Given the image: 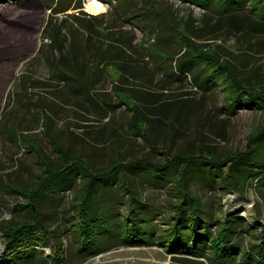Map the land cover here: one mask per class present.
<instances>
[{"label":"rangeland","instance_id":"obj_1","mask_svg":"<svg viewBox=\"0 0 264 264\" xmlns=\"http://www.w3.org/2000/svg\"><path fill=\"white\" fill-rule=\"evenodd\" d=\"M90 1L23 0L20 4L1 5L0 264H54L50 259L55 240L63 248V261L57 260L55 264H209L207 258L171 253L165 246L152 245L154 240L142 235L133 241L139 245H127L128 239L136 234L130 196L119 190L118 185L99 182L95 186L103 191L95 190L89 197L79 200L84 178L77 171L68 175L76 178L74 185L70 187L72 179H69L70 183L57 185L38 201L43 221L50 229L46 243L40 238L34 242V247L13 256L7 254L5 227L29 220L30 195L45 174L44 158L56 168L62 166L61 155L50 137L72 155L82 156L81 160L86 159L99 169L141 159L165 163L162 152L188 153L197 151L196 146L207 147L219 156L236 155L246 150L249 139L264 126V110L242 108L235 113L229 112L225 107L229 91L220 84L206 81V74L203 76L205 82L198 85L193 75L178 70L176 59L182 50L176 40L163 46L171 54L163 50L164 53L152 52L156 34L142 27L145 20L129 12L136 13V6L139 10L143 3L154 0H134L127 5L129 7L116 1L99 0L105 10L97 13L89 9ZM159 1L161 9L169 16L183 22L190 20L195 27L199 26L198 34L203 33V29L199 30L206 20L210 23L217 20L214 11L189 2ZM56 3L71 8L57 13L49 8ZM79 5L83 7L76 8ZM78 17L92 20L99 30L94 33L96 40L103 44L98 58L105 55V48L114 41L110 32L132 41V47L128 43L124 45L134 55L139 73L133 75L118 69L114 62L122 59L109 52L106 53L107 62L102 65L100 61L101 68L96 70L93 66L87 70L89 81L82 87V93L75 89V84H79L76 79L82 76L80 66L94 61L87 48L85 32L88 30ZM48 19L52 21L46 26ZM69 28H75V32L71 34ZM55 34L59 36L58 41L54 40ZM217 35L219 39L204 40L201 44L216 52L221 60L234 63L243 79H264V33L236 32L225 25ZM205 36L211 37L212 32ZM64 75L68 80L62 78ZM137 88L144 91H134L137 105L152 117L157 115L147 109L154 104L147 92H163V100L181 98L190 102L181 119L175 113L167 118L162 116V121L156 119L149 125L140 121L141 136L130 127L134 99L126 92ZM44 111L51 116L50 136L45 132L47 117ZM256 146L255 151L259 148L258 141ZM248 159L240 170L252 167L254 160ZM201 167L190 165L186 190L198 198V209L203 210H198L200 215L215 232L225 224L235 229L237 264H258L257 255L264 251V183L251 180L245 187L234 190L223 185L215 171ZM127 172L132 189L150 206V212L158 213L154 220L158 227L166 228L173 223V216L181 207H188L191 213V197H185L174 178L157 176L144 165L131 167ZM85 202H88L85 210L89 214L81 222L79 204ZM121 219L117 238L113 236L118 230L115 220ZM88 222L96 225L95 232L88 231L92 227ZM81 229L85 232L79 237L77 230Z\"/></svg>","mask_w":264,"mask_h":264},{"label":"trees","instance_id":"obj_2","mask_svg":"<svg viewBox=\"0 0 264 264\" xmlns=\"http://www.w3.org/2000/svg\"><path fill=\"white\" fill-rule=\"evenodd\" d=\"M103 1L107 3H113L116 1L126 7H129L127 5L134 2V0ZM182 1L201 6L205 10L210 9L212 12L214 11L217 13L216 22L210 23L206 20L203 23V26H200L199 30L202 31L203 29V33L198 34L196 31L199 26L195 27L194 24L190 23V20L183 22L181 19H175L174 16H169L161 9V3H159V0H154L153 2L146 4L143 3L139 10L136 6V13L131 11L129 12V15L132 16L133 14L134 17L140 16L139 19L145 20V25L142 27L145 28V30L147 29L156 34V40L152 43V52H165L168 54L169 52L165 51L163 46H165V44L168 45V43L173 40L179 42L182 51L178 53V58L176 59V67L178 70L184 72L186 75H193L195 82L198 85L205 82L203 80V76L206 74L208 77L206 81H212L220 84L224 90L229 91V96L227 98L229 101L225 106L229 112L235 113L242 108L264 110V79L261 81L258 79L254 81L243 79L239 75L238 72L240 71L234 63L221 60L216 52L211 49H206V46L201 44V41L204 40L219 39L217 32H219L220 29H223L225 25H229L236 32L247 33L254 31L257 33H264V0H249L250 6L247 5L248 0ZM10 2L20 4L23 0H0V19H2L3 16L1 5ZM59 5V3H56L55 6L51 4L49 5V8L55 10L57 13L66 12L71 8V6L61 7ZM81 7H83V5L76 6V8ZM94 17L96 18V16ZM78 18L79 21L84 23L83 25H85L88 30L85 32L88 40L87 48L90 54L94 56V61L92 64H89L88 61H86L82 66H80V69H82V76H79L78 79L75 78L76 81H79V84H75V89L78 88L79 92L82 93V87L86 85L87 81H89L90 75L87 74V70L89 69L90 71L93 66H95L96 70L101 68V62L102 65L107 62V57L109 56H107L108 54L106 53L109 52H112L111 55L116 56L118 59H122L121 62H114L118 69H122L128 73L130 72L133 75L139 73L133 61L134 55L124 45V43H128L129 47H132V41H127L121 38L120 34L116 32H110L109 35H113L112 38L114 41L109 42L107 48H105V55L98 58L101 50L103 49V44L102 42L99 43L96 40L94 33L99 30L92 20L81 17ZM51 21V19H48L46 26H48ZM153 22L155 23L153 24ZM81 31L82 30L79 28V34ZM69 32L71 34L74 33L75 28H69ZM207 32H212V36H205ZM58 39L59 36L55 34L54 40L58 41ZM81 53L82 51L79 48V56ZM120 74L122 76V73ZM62 78H66V80H68L67 75L62 76ZM72 78L74 79L73 76L71 79ZM134 91L143 90L138 88L126 90V92H128L134 99L132 108L133 116L130 127L134 132L140 134L141 136H143V132L139 126L140 121L149 125L156 119L162 121V116L167 118L175 113H177V118L181 119L184 110L190 102L189 99L181 98L163 100V92H147V95H150L149 99H151L154 103L149 105L147 109L151 112V114L157 115V117H152L149 114L142 112L139 108L136 98L134 97ZM98 98L101 97L98 96ZM106 105L109 106V108L111 106L109 103H106ZM44 115L47 117L45 119V122H47L45 132L50 136L51 125L49 124V120L51 116L47 111H44ZM50 139L53 142L55 149L61 155L62 166L56 168L44 158L45 161L43 162L45 163V174H42L39 179V186L36 187L30 195L28 204L30 209L29 220L10 223L5 227L4 245L6 246L5 249L7 254L13 256L28 247H34V242L40 238L43 240L44 244L46 243L45 240L50 237V229L43 221L41 212L38 208V201L41 197L51 192L57 185L62 184V186H64L65 184L70 183L71 180L68 181L69 179H72L70 187L74 185L73 183L76 178L74 176H72V178L68 177V175H71L73 171H77L80 172L81 176L84 178V186L82 189L83 193L79 197V200L84 196L89 197L95 190H102L98 185L95 186V183L98 184L99 182H108L113 185H118L117 187L119 190L123 191L125 195L130 196V208L133 209L131 216L134 220L132 225L136 234L128 239L127 245H139L135 244L133 241H136L135 238L142 235L141 237L143 238H151L154 240L152 245L165 246L171 253H180L194 258H207L210 262L209 264H237L236 255L238 252L235 249V229L229 224H225L217 232H215L214 227L210 226L209 223L204 220V217L200 215V212L203 210L200 208L198 209V198L192 195V192L186 191L188 189V170L192 164L202 165V169L215 171L216 175L222 178L223 185L234 190L245 187L251 182V180H256L260 184H263L264 126L256 135L249 139L246 150H243L241 153L236 155L228 157L219 156L207 147L196 146L197 151L188 153L182 152L171 155L166 151L162 152L165 155V163H156L154 161L141 159L140 161H135L133 163L121 162L113 166L111 165L110 167L108 166L106 168L99 169L94 168L86 159L81 160L83 159L82 156L72 155L69 150L61 146L55 138L50 137ZM257 141L259 148L255 151ZM247 159L248 161L250 159L254 160L252 161V167H243L240 170V167L247 161ZM140 165L147 166V168L154 172L157 176H165L177 180L178 185L181 188V192L186 195L185 197H191V213L189 212L188 207L186 209L181 207L179 210L177 209L175 215L173 216L174 221L171 219L173 223L166 228L158 227L154 223V220L156 219L155 216L158 215V213L150 212V206L143 203V198L139 196L137 191L132 189L128 180V169L131 167L139 168ZM224 166L226 168H224ZM259 183L257 185H260ZM104 192L107 193V189L104 190ZM87 203L88 202H85V204L82 205L79 204V218H81V222L84 221L83 219L85 215L89 214L87 209L85 210V205ZM185 204H187V202H185ZM19 206L20 205H18V207ZM21 206L24 207V204ZM112 220L113 219H111V221ZM121 221L122 219L115 220V223L118 224V230L114 231L113 236L117 238L120 233L119 226ZM88 226H92L90 228L91 230L89 229L88 231L95 232L94 227H96V225L94 223L91 222L90 224V222H88ZM77 231L80 232L79 237H82L85 232L83 229ZM55 245L52 258L50 259V263L54 264L55 261L62 260L63 258V248L60 244H58L57 240H55ZM260 245L261 243L258 244V246ZM249 250L247 255L250 253ZM262 252L263 253H258L257 255L259 262H264V251ZM9 258L10 260L12 259L11 256ZM45 260L47 261V259ZM248 260L250 259L248 258ZM201 264H207V262H202Z\"/></svg>","mask_w":264,"mask_h":264},{"label":"bare ground","instance_id":"obj_3","mask_svg":"<svg viewBox=\"0 0 264 264\" xmlns=\"http://www.w3.org/2000/svg\"><path fill=\"white\" fill-rule=\"evenodd\" d=\"M104 7L105 5L99 0H91L89 3V9L96 13L102 11Z\"/></svg>","mask_w":264,"mask_h":264}]
</instances>
